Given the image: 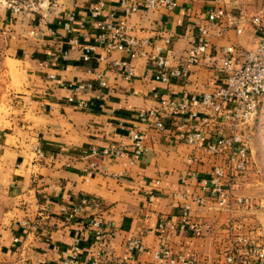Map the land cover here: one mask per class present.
Returning a JSON list of instances; mask_svg holds the SVG:
<instances>
[{"label":"crops","instance_id":"crops-1","mask_svg":"<svg viewBox=\"0 0 264 264\" xmlns=\"http://www.w3.org/2000/svg\"><path fill=\"white\" fill-rule=\"evenodd\" d=\"M9 1L0 0V264L60 263L74 247L86 264L99 250L86 225L92 218L111 231L104 264H168L162 251L195 264H225L236 246L231 228L245 232L248 224L246 207L223 208L209 196L215 169L226 190L239 185L230 153L206 151L228 130L219 121L202 126V139L192 146L181 136L200 125L207 108L196 106V118L173 113L161 130L141 123L139 114L223 87L222 50L253 49L261 32L250 20L262 10L252 0H222L242 19L237 34L226 20L206 21L215 0H173L170 11L146 9L144 0H102L98 17L92 15L97 0H13L24 3L19 13ZM132 7L137 12L125 16ZM100 21L124 23L130 37L145 42L140 53H107L95 41ZM199 25L208 28L200 41ZM198 42L207 51L187 64ZM86 45L95 49L85 53ZM152 55L169 59L170 68L186 67L187 75L161 82ZM133 130L144 135V155L131 147ZM110 145H123L124 156L90 155ZM82 199L89 205L73 219L61 213ZM134 239L142 252L127 249Z\"/></svg>","mask_w":264,"mask_h":264},{"label":"built area","instance_id":"built-area-1","mask_svg":"<svg viewBox=\"0 0 264 264\" xmlns=\"http://www.w3.org/2000/svg\"><path fill=\"white\" fill-rule=\"evenodd\" d=\"M9 8L19 13L24 10V3H16L11 0L7 2ZM102 0H97V4L92 10V15L98 17L102 8ZM176 6L173 0H144V8L156 9L164 7L167 10H173ZM137 12L136 8H126L125 16H129ZM72 20V17H68ZM226 20L233 27L237 34H241L242 19L232 16L225 8L222 0H215L214 6L206 14L208 23H216ZM252 25L261 32V36L257 40L255 46L251 50H236L235 47L224 48L221 52L220 71L224 75L225 84L221 88L212 89L203 93L200 97L181 100H165L160 102V109H152L139 114L141 123L152 126L157 130L164 128V118L171 114L180 112L187 114L192 118L197 117L196 106L202 105L210 110V114L201 119L200 125L192 126L190 131L181 136V140L188 145L196 146L202 139L201 127L215 121L222 122L228 130L227 135L219 137L215 142L210 143L206 147V151L210 155H218L223 151L230 153V163L234 171L244 173L247 170V159L249 150V136L246 132L250 130L252 121L256 118L259 106L264 97V16L259 14L251 18ZM96 27L102 31V34L95 38L97 44L104 46L105 51L113 52H130L132 56L140 53V48L145 42H137L128 35V31L124 23H112L110 21L97 22ZM198 39L203 40L208 37V28L199 25L197 28ZM165 44L169 40H164ZM94 46H83L85 53L93 51ZM158 50L157 47H155ZM207 51V45L202 42L194 43L191 47L186 63L197 64ZM86 59V57H85ZM150 65L158 70L157 79L166 82L169 78L185 77L188 73L186 67L170 68V60L159 56L152 55L149 60ZM115 66L125 67L123 63H114ZM128 75H132V69L126 68ZM104 86L103 82H100ZM82 106L83 104H79ZM129 139L131 147L138 155H144L146 149L143 148L144 135L138 131H130ZM235 151V153H234ZM90 155L92 157H105L110 159L122 158L124 156L123 145H110L102 150H93ZM221 170L215 169L210 179L211 187L208 188L210 198L217 203L218 206L227 208L229 205L230 195L221 183ZM198 205H203L202 198L195 199ZM238 199L237 204H244ZM89 205L88 200L82 199L78 206L67 210L61 207V213L65 214L69 220L73 219L81 210ZM95 209L99 205L93 203ZM188 210V207H185ZM86 225L94 229L95 240L99 250L95 254V259L86 264H104V252L107 240L111 231L108 227H104L99 218L86 220ZM241 226H233L234 240L236 246L232 247L224 257L225 264H264V252L262 249L254 245L249 236L241 232ZM199 231L198 228L195 229ZM14 242H18L17 239ZM129 251H143L141 242L137 239L129 242L127 245ZM160 256L167 261L168 264H195L192 260H185L181 257L173 258L169 252L162 251ZM55 264H81L78 261V249L74 247L69 257L63 258L60 263Z\"/></svg>","mask_w":264,"mask_h":264},{"label":"rangeland","instance_id":"rangeland-1","mask_svg":"<svg viewBox=\"0 0 264 264\" xmlns=\"http://www.w3.org/2000/svg\"><path fill=\"white\" fill-rule=\"evenodd\" d=\"M252 1L264 16V0ZM246 135L250 139L247 170L237 175L240 179L237 190L228 186L229 205L237 204L238 199L245 202L241 205L246 207L244 218L248 220V224L243 225L245 232H242L264 252V97Z\"/></svg>","mask_w":264,"mask_h":264}]
</instances>
